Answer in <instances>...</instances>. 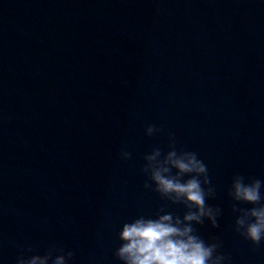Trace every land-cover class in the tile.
Instances as JSON below:
<instances>
[{
  "label": "water",
  "instance_id": "water-1",
  "mask_svg": "<svg viewBox=\"0 0 264 264\" xmlns=\"http://www.w3.org/2000/svg\"><path fill=\"white\" fill-rule=\"evenodd\" d=\"M170 133L223 210L198 234L264 264L228 195L234 174L264 181V0H0V264L53 243L68 264H123V223L187 211L144 187Z\"/></svg>",
  "mask_w": 264,
  "mask_h": 264
},
{
  "label": "clouds",
  "instance_id": "clouds-1",
  "mask_svg": "<svg viewBox=\"0 0 264 264\" xmlns=\"http://www.w3.org/2000/svg\"><path fill=\"white\" fill-rule=\"evenodd\" d=\"M161 131L149 124L145 134L152 136ZM169 150L164 153L153 147L144 156L141 171L147 176L144 187L152 189L172 204H182L187 209L183 217L161 208L155 217L143 215L122 224L118 238L122 242L115 255L123 264H225L230 257L219 252L221 242L212 237L205 241L194 224H203L207 219L213 228H218L222 208L207 203L215 199L216 189L208 175L207 166L197 153L176 147L174 134H169ZM122 159H130L131 153L122 150ZM175 169V172H173ZM148 181H151L149 183ZM264 181L234 174L228 195L232 198V211L236 213L234 231L255 246L264 242ZM240 204L252 205L240 207ZM163 213V214H161ZM31 251V248L28 249ZM59 253V254H56ZM53 243L47 251L28 256L20 253L16 264H68L74 256Z\"/></svg>",
  "mask_w": 264,
  "mask_h": 264
}]
</instances>
